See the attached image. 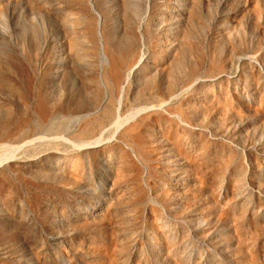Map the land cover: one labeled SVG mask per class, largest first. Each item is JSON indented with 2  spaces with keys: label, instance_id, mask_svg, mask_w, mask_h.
<instances>
[{
  "label": "rangeland",
  "instance_id": "374dc122",
  "mask_svg": "<svg viewBox=\"0 0 264 264\" xmlns=\"http://www.w3.org/2000/svg\"><path fill=\"white\" fill-rule=\"evenodd\" d=\"M0 264H264V0H0Z\"/></svg>",
  "mask_w": 264,
  "mask_h": 264
},
{
  "label": "bare ground",
  "instance_id": "6f19581e",
  "mask_svg": "<svg viewBox=\"0 0 264 264\" xmlns=\"http://www.w3.org/2000/svg\"><path fill=\"white\" fill-rule=\"evenodd\" d=\"M141 60H143V59H141ZM151 108V107H150ZM153 108V107H152ZM148 109V108H147ZM138 111V112H137ZM136 112L137 113H140L139 112V110H137ZM146 111V110H145ZM144 111V112H145ZM143 112V111H142ZM134 114V113H133ZM132 114V115H133ZM136 114V113H135ZM135 114L133 115V116H135ZM131 115V116H132ZM130 116V117H131ZM130 117H128L127 116V119H130ZM121 115L119 114V117H118V119H117V123H115L116 125H114L115 127H117V131H119V129L122 127H124V125H123V122H121ZM132 121V120H131ZM123 125V126H122ZM110 129V128H109ZM121 131V130H120ZM105 133L106 132H104L103 134L105 135ZM102 137H104V136H102V133H101V135L100 136H98V137H96L95 139H93V140H91L90 142H82V143H80V144H76V143H74L76 146H80V147H83V148H88V147H93V146H100V144H102V142H103V140H102ZM65 138V137H64ZM67 138V137H66ZM68 139V138H67ZM66 139V140H67ZM114 139V138H113ZM69 140V139H68ZM36 140H34V139H32V140H28V141H26L25 143H23V144H21V145H19V146H17L16 147V150H18V149H24L26 146H28L29 144H33L34 142H35ZM70 141V140H69ZM72 142V141H71ZM107 142V141H106ZM73 143V142H72ZM105 143V142H104Z\"/></svg>",
  "mask_w": 264,
  "mask_h": 264
}]
</instances>
